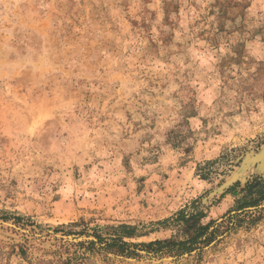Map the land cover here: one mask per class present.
Listing matches in <instances>:
<instances>
[{
  "label": "rangeland",
  "instance_id": "rangeland-1",
  "mask_svg": "<svg viewBox=\"0 0 264 264\" xmlns=\"http://www.w3.org/2000/svg\"><path fill=\"white\" fill-rule=\"evenodd\" d=\"M263 148L264 0H0V264H264Z\"/></svg>",
  "mask_w": 264,
  "mask_h": 264
},
{
  "label": "trees",
  "instance_id": "trees-1",
  "mask_svg": "<svg viewBox=\"0 0 264 264\" xmlns=\"http://www.w3.org/2000/svg\"><path fill=\"white\" fill-rule=\"evenodd\" d=\"M235 198V208L241 209L249 205H255L264 200V176H255L252 179L246 181L243 186H239V183H235L228 190ZM205 216L204 212H185L183 209L177 211L174 216L163 220V223H173L178 229L181 238L175 239L169 237L165 239H158L143 243L147 248L154 250L155 252L162 249H175L177 251L185 252L191 251L201 244H208L212 239L211 237L216 230L208 231L209 224H203L201 219ZM230 216V218L234 217ZM108 228L111 232L108 236L102 237L99 233L94 235L98 242L104 243L103 248L118 254H134V250L129 249V242L124 238H131L137 236V227L132 224L121 223L118 225H112ZM87 243V247L93 246L96 241H80L77 245L82 246ZM133 245V244H132ZM69 260V261H68ZM57 262L58 264H68L70 259Z\"/></svg>",
  "mask_w": 264,
  "mask_h": 264
},
{
  "label": "water",
  "instance_id": "water-1",
  "mask_svg": "<svg viewBox=\"0 0 264 264\" xmlns=\"http://www.w3.org/2000/svg\"><path fill=\"white\" fill-rule=\"evenodd\" d=\"M236 174L233 176V177H231L229 180H227L225 183H224V185L219 189L220 191L221 190H224L227 186H229L231 183H233L234 182V180H235V178H236Z\"/></svg>",
  "mask_w": 264,
  "mask_h": 264
},
{
  "label": "bare ground",
  "instance_id": "bare-ground-1",
  "mask_svg": "<svg viewBox=\"0 0 264 264\" xmlns=\"http://www.w3.org/2000/svg\"><path fill=\"white\" fill-rule=\"evenodd\" d=\"M263 152H264V148H263ZM264 162V161H263Z\"/></svg>",
  "mask_w": 264,
  "mask_h": 264
}]
</instances>
